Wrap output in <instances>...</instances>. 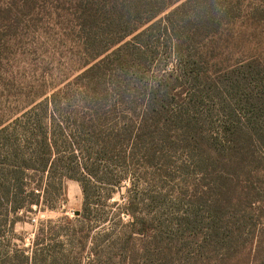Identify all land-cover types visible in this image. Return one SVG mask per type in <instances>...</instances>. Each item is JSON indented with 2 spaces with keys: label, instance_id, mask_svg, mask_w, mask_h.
<instances>
[{
  "label": "trees",
  "instance_id": "16d2710c",
  "mask_svg": "<svg viewBox=\"0 0 264 264\" xmlns=\"http://www.w3.org/2000/svg\"><path fill=\"white\" fill-rule=\"evenodd\" d=\"M61 8L84 71L0 129V240L19 213L63 203L65 178L80 184L83 211L47 224L30 253L0 249V264H264V0ZM136 165L152 180L180 176L181 213L139 218L160 198L131 189L117 218L99 207L98 185L109 201Z\"/></svg>",
  "mask_w": 264,
  "mask_h": 264
},
{
  "label": "rangeland",
  "instance_id": "374dc122",
  "mask_svg": "<svg viewBox=\"0 0 264 264\" xmlns=\"http://www.w3.org/2000/svg\"><path fill=\"white\" fill-rule=\"evenodd\" d=\"M64 1L30 0L26 4L24 0H0V129L52 94L64 90L84 71V51L64 19L61 8ZM91 151L84 150V154H80L82 177L90 178L88 169L93 163ZM129 171L132 181H125L120 188H114L109 201L105 199L109 195L105 190L110 189V185H98L105 196L99 206L101 209L117 218V213L127 201L128 189H131L137 193L139 201L143 199L142 193L145 191L160 198L152 208L144 207L146 201L140 204L139 208L143 211L138 214L139 218L147 213L151 217L169 221L183 211V205L180 206L179 202L183 200L184 191L181 188L184 183L178 174L152 180V177H148L150 171L147 172L140 165ZM148 179L150 184L147 183ZM63 185L65 201L59 202L53 211L44 205L41 208L32 207L16 216L18 221L12 232H9V227L3 228L5 237L1 236L0 240L2 251H12L18 247L30 253L35 235L41 230L46 232L47 224L48 228L55 229L64 224V220L75 221L82 214L84 200L80 184L65 178ZM122 221L127 225L133 220L123 216ZM117 225L98 226L96 231H110L111 226L120 231L121 227ZM52 239L47 244L56 245ZM57 247L55 251H58Z\"/></svg>",
  "mask_w": 264,
  "mask_h": 264
}]
</instances>
